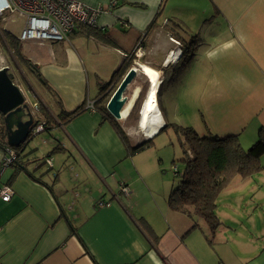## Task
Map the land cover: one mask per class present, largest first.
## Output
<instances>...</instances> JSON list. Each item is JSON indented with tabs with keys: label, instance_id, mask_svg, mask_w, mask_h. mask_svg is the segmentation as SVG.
Here are the masks:
<instances>
[{
	"label": "crops",
	"instance_id": "1",
	"mask_svg": "<svg viewBox=\"0 0 264 264\" xmlns=\"http://www.w3.org/2000/svg\"><path fill=\"white\" fill-rule=\"evenodd\" d=\"M76 1L101 8L93 32L96 34H88V28L80 27L64 43L19 41L22 28L8 27L25 19L14 14L0 20L5 23L0 28V68L7 65L12 68V58L19 56L41 77L51 96L43 104L37 100L49 127L42 133L53 136L50 121L54 122L53 118L62 110L82 109L67 123L54 122L57 140L54 137V140H41L43 148L35 146L32 149L35 152L28 157L33 158L30 162H35L27 168L32 170L40 164L39 158L49 156L50 172L42 181L50 185L53 193L24 171L14 174L12 166H1L8 146L0 147V264H264V219L260 212L261 218L254 213L251 216L253 226L256 221L261 224L258 229H252L261 234L260 238L251 243L243 238V224L224 212L227 220L222 218L217 206L220 225L209 241L204 221H197L198 227L193 228L189 218L167 206L173 185L168 190L165 188L163 182L168 183V178L163 174L160 159L149 150L157 134L147 148L130 154L131 146L146 140L139 138L131 142L128 136L124 142L107 113L110 120L103 119L104 115L98 111L85 110V103L96 101L103 84L109 83L114 72L129 58L130 48L139 39L143 44L151 41L156 33L159 43L171 37L191 42L193 46L181 64L169 72H160L162 80L165 79L160 90L169 75L179 74L177 81L170 84L172 87H164L177 103L179 96L188 91L181 108L187 116L196 118L197 127L178 126L196 131L202 128L205 134L199 135H237L240 146L248 149L259 129H264V0H194L188 7H180V1L176 0ZM111 1L116 4L112 8L108 7ZM165 2L178 7L167 15H177L181 21L185 16L182 25L186 33L182 36L152 27L156 13L160 10L162 14L166 9ZM212 12L217 22L207 18ZM191 15L206 19L198 28L188 27ZM21 42L35 49L29 51L31 55H22ZM45 47L46 51L40 50ZM78 48L94 55V63L105 55L112 66H117L105 83L95 71L88 73ZM164 48L148 54L141 65L155 72L153 67L164 62L169 65L172 52L165 54ZM8 58L11 63L6 64ZM187 68L195 71L198 78L191 90V86H179ZM13 82L17 84L14 79ZM51 103L53 115L46 105ZM33 104H37L36 100ZM156 107V113L160 114ZM130 109L124 106L123 120ZM1 119L0 115V122ZM159 122L158 118L148 125L165 124L166 129L171 124H166L164 119ZM260 163L263 167L260 172L247 178L234 177L217 201L234 185L235 192L248 190L253 197L258 192L264 196L260 190L264 189V154ZM40 173H44L42 168L35 176ZM255 176L260 180L259 185L254 184ZM237 178L242 182L233 185ZM122 188H126L125 194L121 193ZM5 189L11 191L7 201L1 198ZM256 200L244 203L240 198L232 203L258 210L264 205L261 198L257 204ZM98 201L109 206L98 208Z\"/></svg>",
	"mask_w": 264,
	"mask_h": 264
},
{
	"label": "rangeland",
	"instance_id": "2",
	"mask_svg": "<svg viewBox=\"0 0 264 264\" xmlns=\"http://www.w3.org/2000/svg\"><path fill=\"white\" fill-rule=\"evenodd\" d=\"M177 2L180 1L179 6L180 7H188L190 4L193 3L194 0H176ZM167 3V4H166ZM166 4V5H165ZM166 9L164 10V12L161 14L160 10L158 11V13H156V15L154 16V20H153V24L152 27H156L157 29L161 30H165L166 32H173L176 35H183L186 33V29L183 28L182 23H184V17L183 16V20L181 21V19L177 16V15H167V13H170L169 10H173V8L177 9L178 7H173L174 5H169L168 2L164 3ZM191 23L188 24V27L193 26V27H199V25L202 24V22L206 19L205 16H196V15H191ZM207 18H209V21L211 22H217V16L214 12L210 13V16H207ZM204 19V20H203ZM5 25V23H0V28ZM24 25V20L20 19L18 21L12 22L11 26H9V29H15V30H20ZM156 29V30H157ZM204 28L202 30H200V34H202ZM158 36L155 35L153 36L151 41H147V43H142L140 42V39L137 41V43H135L129 50V58L128 60L131 61V65H132V69L136 70V77L134 78V80L131 82V84L128 86L126 93H125V97H126V104L128 107L130 106V112L127 115L126 119L123 121H120L122 124V128L125 131V133L128 134V136H130L131 138H128L131 140V142H135V140L142 138V132L148 133L150 126L148 125L153 119V121L155 122L156 120H160V122L164 119L165 123L167 124L168 122L171 123L173 126H178V125H190V127H193L194 129H196L195 127L196 124V118L195 117H189L187 116V114H185V112H183L182 108H181V102H184L187 99V90L185 91V93L181 96H179L178 98V103L177 100L174 99V96H172V94L170 95L167 91L166 85H170L174 82L177 81L179 74L175 73L173 76L169 75L166 78V82L165 84L161 87V90L159 89V87L161 86L162 82H164L165 79L162 80L161 74L160 72L165 71V72H169V70L177 65V59L179 61V64H181V57L183 55L182 51L186 48L187 51L189 52V48H192V44L191 42H185L182 40H176L174 38L168 39L166 38L165 41L163 42H158L157 41ZM63 42L64 41H60ZM24 43V44H23ZM20 48H21V52L22 55H31L29 53V51H31V47H28L30 44L29 43H25V42H21L20 44ZM195 45V44H193ZM163 46H165V50L164 53L167 54L169 53L170 50H175L174 52H172V59H170V64L167 65L166 62H164V64H162L161 66H157V67H153V69H155L157 72H159V74H156L157 78H156V85H157V90L155 91V95H156V106H158L159 111L161 110L160 114L157 112L156 115L154 114L151 117V121L147 124L146 128H143L139 125V121L142 119V110H143V106L145 104L146 98H147V94H148V89L150 88L149 84V78L146 77L144 75V70L142 68L141 62L145 61L146 57L148 56V54L150 53H157ZM130 47V46H129ZM127 47V49L129 48ZM79 49V48H78ZM35 50V49H34ZM40 50H44L46 51V47ZM180 50V53L178 54V58H176V60H174V57L177 56V51ZM80 53L84 56V58H82V60H85V66H86V70L88 71V73L91 75L93 71H95V73L101 77V79L104 81V83L109 79V76L111 75V73L117 68V66H112V64L110 63V60L108 59L109 57H106L105 55H103V57L101 59H99V61H95V63L93 62L95 59V56L90 54L85 48H80L79 49ZM86 52V54L84 53ZM136 55H139L138 57ZM180 56V57H179ZM19 58V60H18ZM7 59V58H6ZM11 60L10 58H8V60L5 61V63L7 64L8 61ZM14 60V61H13ZM10 62V61H9ZM12 68H10L9 74L12 75V78L14 80L17 81V86H20L22 88V91L27 90L26 86H28L31 91L33 92V94H36L37 96V100L43 104L45 103V101L50 98L51 96L49 94V92L47 91V89L44 86V82L41 79L40 76H38V74L36 72H34L33 70L31 71V68L29 66H27L28 63L24 62L22 58H20L19 56H15V58H12ZM168 62V63H169ZM11 63V62H10ZM116 65V64H115ZM119 65V64H118ZM144 66V65H143ZM145 67V66H144ZM163 67V68H162ZM128 71V70H127ZM166 77V75L164 76V78ZM198 82V78L196 76L195 71H191L188 68L185 71L184 76L182 77V79L180 80V87L183 86L185 88L191 86L190 90L193 89V83H197ZM25 84V86H24ZM171 86V85H170ZM172 87V86H171ZM160 90V93L158 92ZM43 91V92H42ZM45 92V94H44ZM110 92V91H109ZM114 91L111 92V94ZM110 94V96H111ZM36 100L37 105H39V102ZM171 100V101H170ZM31 103L35 102V100L31 99L30 100ZM47 107H49V111L52 114L53 111V106L52 103L50 104H46ZM39 107V112L37 113V115H42L43 113H41V111L43 110L40 105ZM157 109V107H156ZM155 109V110H156ZM154 110V111H155ZM131 114V116H130ZM53 115V114H52ZM128 116H130V118H128ZM35 120L37 122L36 116H35ZM50 121V120H49ZM51 122V130L53 133V136L48 135L46 133H41L37 136H35L32 140H31V144L32 146H28L26 148V150L29 149H33L35 146H37L39 149L43 148V146L41 145V140L44 141H48V140H54V138L57 140V134H58V129H57V125ZM159 122V123H160ZM164 122V121H163ZM198 122V120H197ZM3 126V121L1 119L0 122ZM171 124H168V127L161 132L160 134H157L154 138H153V144H151V148L149 150H151V152L154 153V155L158 157V159H160V164L162 166V169L165 171L163 172L164 176H166L168 179V183L163 182L165 188L168 190V187H170L171 185H173V187H175V185L178 183L179 179L174 177V167L177 168V170L180 172L183 169V162L182 159L184 158L183 156V150H182V146L180 144V142L183 140L182 136L179 134H176L175 131L173 130ZM160 127H165L164 125L158 126V128ZM180 127V126H179ZM156 129V130H157ZM192 129V130H194ZM202 128H198V130H194L197 133H202L205 134L204 131L202 130ZM54 137V138H53ZM138 137V138H137ZM248 147V146H247ZM246 147V149H247ZM41 151V150H40ZM36 158L40 157V155H35ZM39 161H41V163H43V159L39 158ZM30 164L27 166L28 169H30ZM46 165L42 166V170L45 172L47 170H45ZM250 181V180H249ZM252 181V180H251ZM233 185L236 182H242L239 178L234 179L232 181ZM254 184L259 185L260 184V180H258V176H255L254 179ZM172 187V188H173ZM235 185L230 187L228 189V191H226L223 195H221V197L218 199L217 201V206L218 209L220 210L219 215L224 218L225 220H227V218H225L222 214V212L226 213L227 215H231L233 218H237L239 220L240 223L243 224L244 226V230H241L242 234H243V238L247 241V242H251L254 243L255 239L260 238L261 234L255 233L253 232V228L255 227L256 229H258L261 224L259 221H256V223L254 224V226L250 223L251 220V216L254 213V216L257 218H261L258 213L260 212L263 216L262 219H264V206L262 208H259L258 210H254L253 207L251 206H243L240 207L239 205H237L236 203H232V201L237 200V199H242L243 202H248V201H252L254 202L256 200V204L259 201V199L261 198L262 200V204L264 205V196H261V194L258 192L255 194V196H252V193L248 190H246L245 192H235ZM260 190H262V193L264 195V189L260 188ZM248 209V211H243ZM252 211V212H251ZM242 212V213H241ZM220 222V220H219ZM229 226H233V225H238V224H229Z\"/></svg>",
	"mask_w": 264,
	"mask_h": 264
},
{
	"label": "trees",
	"instance_id": "3",
	"mask_svg": "<svg viewBox=\"0 0 264 264\" xmlns=\"http://www.w3.org/2000/svg\"><path fill=\"white\" fill-rule=\"evenodd\" d=\"M88 30L90 31L88 34H96L93 33L95 28H88ZM113 42L114 41H111L110 44L114 45ZM16 52H18V50ZM182 53L181 59L183 61L189 56V52L185 48ZM131 67V61L128 59L125 60L121 64L120 70L118 69V72H114L111 81L103 84L101 87L100 94L94 102V109L104 115L102 116L103 119H109L106 116L105 105L110 98L111 92L116 89L120 80ZM115 80H117V83L113 86V90L107 94V89L111 85L110 83ZM81 112L82 109H77L74 112L62 110L56 118H53V121L62 125L75 118ZM130 116H128V118H130ZM110 121L124 142H126L127 137L121 130L119 124L113 119ZM172 128L176 134L182 136L183 140L180 144L182 146L184 158L182 159V171L179 172L176 167L174 169V177L178 178L179 181L175 187L171 189L167 197V206L171 211L180 213L189 218L193 222V228L198 227L197 221H204L209 230L208 240L211 241L216 229L220 225L216 214V202L220 192L234 177H251L260 172L263 168L260 163V157L264 154V129L260 128L253 144L248 149H243L240 146L237 135L222 137L216 135H199L196 131L188 127L172 126ZM45 129L47 130V128ZM164 129L165 127H162L158 133ZM150 141L151 140L148 139L136 146H131L129 153L133 154L147 148ZM2 146L6 148L7 142L4 125L2 126L0 123V147ZM56 149L57 147L54 151ZM11 150L16 154L15 160L9 164V166L14 168L13 173L24 171L32 180L45 185L48 191L53 193L50 185H46L42 181V178L50 172V168L46 165V159L49 156L43 159V163L39 161L40 164L38 166H35L32 170H28L27 166L35 163L34 161L30 162L33 158H28L35 150H22L21 147L12 148ZM28 162L30 163L28 164ZM43 165H46L45 170L47 171L40 173L41 175L39 174V176H35L36 172L39 171ZM1 166H3L2 162ZM5 166L8 165L6 164ZM71 230L73 231L72 227Z\"/></svg>",
	"mask_w": 264,
	"mask_h": 264
},
{
	"label": "built area",
	"instance_id": "4",
	"mask_svg": "<svg viewBox=\"0 0 264 264\" xmlns=\"http://www.w3.org/2000/svg\"><path fill=\"white\" fill-rule=\"evenodd\" d=\"M116 4L111 1L108 7ZM18 15L25 19L20 31L19 41H66L68 36L80 27L96 28L98 17L102 14L101 8L88 7L76 0H0V20L5 15ZM137 57L139 55H136ZM36 113L37 125L33 133H42L47 127L42 115H37L38 105L33 104ZM85 110L95 113L94 101L88 100L85 103ZM2 160V165L11 164L16 157L15 152H10ZM46 165L50 168V161L46 159ZM175 169V167H174ZM126 193V188L121 189ZM10 189L1 191V198L7 201L10 196ZM98 208L109 206L108 203L98 201Z\"/></svg>",
	"mask_w": 264,
	"mask_h": 264
},
{
	"label": "water",
	"instance_id": "5",
	"mask_svg": "<svg viewBox=\"0 0 264 264\" xmlns=\"http://www.w3.org/2000/svg\"><path fill=\"white\" fill-rule=\"evenodd\" d=\"M9 71L8 66L0 68V115L6 131L8 148L21 147L24 150L31 140L40 134L33 133L37 122L33 103L30 102L31 99L37 100V96L28 86L26 92L22 91L13 82ZM135 77L136 70L129 69L105 105L106 113L116 121L121 119V113L127 102L124 94Z\"/></svg>",
	"mask_w": 264,
	"mask_h": 264
},
{
	"label": "bare ground",
	"instance_id": "6",
	"mask_svg": "<svg viewBox=\"0 0 264 264\" xmlns=\"http://www.w3.org/2000/svg\"><path fill=\"white\" fill-rule=\"evenodd\" d=\"M143 70H144V75L146 77L149 78V86L150 88L148 89V94H147V98H146V101H145V104L143 106V112H142V120L140 122V126L143 127V128H146L147 124L152 120L151 117L156 114V95H155V91L157 90V85H156V74L157 72H155L154 70L152 71L150 68H147L142 66ZM155 110V111H154ZM154 120V119H153ZM151 121L150 123H153L154 121ZM149 123V124H150ZM157 129V125H153L150 127L148 133H154Z\"/></svg>",
	"mask_w": 264,
	"mask_h": 264
},
{
	"label": "flooded vegetation",
	"instance_id": "7",
	"mask_svg": "<svg viewBox=\"0 0 264 264\" xmlns=\"http://www.w3.org/2000/svg\"><path fill=\"white\" fill-rule=\"evenodd\" d=\"M67 40V39H66ZM140 42H141V40H140ZM180 53V52H179ZM180 57V56H179ZM179 61H178V59H177V64H179L178 63ZM8 66V65H7ZM9 67V66H8ZM10 69V68H9ZM131 69V68H130ZM120 70V69H119ZM119 70H117V72L119 71ZM126 75V74H125ZM123 79V78H122ZM121 79V80H122ZM114 80V79H113ZM121 80H120V82H121ZM119 82V83H120ZM117 83V80H115V82H113L111 85H112V87L108 90L107 89V91H110L111 92V90H113L112 88H113V86L115 85ZM126 93V92H125ZM125 95V94H124ZM123 112V111H122ZM126 119V118H125ZM124 119V120H125ZM114 120V119H113ZM114 121H116V120H114ZM120 121H123V118H122V115H121V119L120 120H117L116 122L119 124V126H120V128H121V130L124 132V134H125V136L128 138V135H127V133H125V131L123 130V128H122V124H121V122ZM121 124V125H120ZM162 127H160V128H158L154 133H152V134H150V133H147V134H143V132H142V138L144 139V140H148V139H151V138H153V136H155L157 133H158V131L161 129ZM145 133V132H144ZM41 134V133H40Z\"/></svg>",
	"mask_w": 264,
	"mask_h": 264
},
{
	"label": "clouds",
	"instance_id": "8",
	"mask_svg": "<svg viewBox=\"0 0 264 264\" xmlns=\"http://www.w3.org/2000/svg\"><path fill=\"white\" fill-rule=\"evenodd\" d=\"M171 51L174 52L175 50H170V52H171ZM179 52H180V50L177 51V56L174 57V60H176V58H178V54H179ZM172 56H173V55H172ZM141 120H142V119H141ZM141 120L139 121V125H140ZM143 134H146V133L143 132Z\"/></svg>",
	"mask_w": 264,
	"mask_h": 264
}]
</instances>
